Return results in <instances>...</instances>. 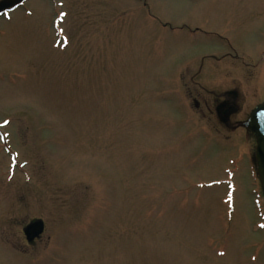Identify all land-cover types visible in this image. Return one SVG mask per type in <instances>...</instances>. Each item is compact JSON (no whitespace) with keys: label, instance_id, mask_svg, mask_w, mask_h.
Here are the masks:
<instances>
[{"label":"rangeland","instance_id":"rangeland-1","mask_svg":"<svg viewBox=\"0 0 264 264\" xmlns=\"http://www.w3.org/2000/svg\"><path fill=\"white\" fill-rule=\"evenodd\" d=\"M61 2L0 20V264H264V0Z\"/></svg>","mask_w":264,"mask_h":264},{"label":"water","instance_id":"water-1","mask_svg":"<svg viewBox=\"0 0 264 264\" xmlns=\"http://www.w3.org/2000/svg\"><path fill=\"white\" fill-rule=\"evenodd\" d=\"M26 0H0V13L6 10H13ZM264 102L257 105L249 114L243 126L254 137L255 146V167L260 181L264 197ZM45 229L43 220L37 219L30 222L24 229V234L29 242L39 237Z\"/></svg>","mask_w":264,"mask_h":264},{"label":"flooded vegetation","instance_id":"flooded-vegetation-1","mask_svg":"<svg viewBox=\"0 0 264 264\" xmlns=\"http://www.w3.org/2000/svg\"><path fill=\"white\" fill-rule=\"evenodd\" d=\"M29 1L30 0H26L23 4H21L16 9L0 13V20H2V19L7 20V21L11 20L13 12L17 11L21 8H25ZM48 1L50 2V7L52 9L51 10L52 12L50 13L51 20H50L49 26H53V28L55 29V33L60 36V34H59L60 33V22H61L60 8L63 5V3L61 2V0H48ZM238 99H239V93H237L235 90H232V89L231 90H225L221 94L216 93L215 98H214V100H216V103H217L214 106L217 117L220 118V120L223 123H225L226 126L231 127V128H234L236 126V123H239V121H236L234 119L235 115L239 111V104L237 103ZM194 103H195L196 107H199V101H197V99L194 100ZM37 219H40V218H35V219L31 220L30 222L37 220ZM26 226L23 227V230H22L23 234H24V229ZM44 232H45V230H44ZM42 235L39 236L38 238H35L32 242H29L27 240L25 234H24V238H25L26 243L28 245V244H34L36 242V240H38L42 237Z\"/></svg>","mask_w":264,"mask_h":264},{"label":"snow or ice","instance_id":"snow-or-ice-1","mask_svg":"<svg viewBox=\"0 0 264 264\" xmlns=\"http://www.w3.org/2000/svg\"><path fill=\"white\" fill-rule=\"evenodd\" d=\"M262 116H264V114H261Z\"/></svg>","mask_w":264,"mask_h":264}]
</instances>
